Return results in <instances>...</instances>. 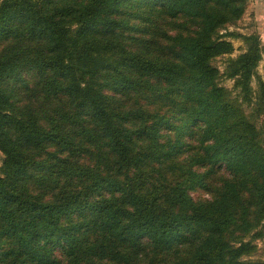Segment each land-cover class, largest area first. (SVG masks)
<instances>
[{
	"label": "trees",
	"instance_id": "trees-1",
	"mask_svg": "<svg viewBox=\"0 0 264 264\" xmlns=\"http://www.w3.org/2000/svg\"><path fill=\"white\" fill-rule=\"evenodd\" d=\"M247 2L0 0V264H264Z\"/></svg>",
	"mask_w": 264,
	"mask_h": 264
},
{
	"label": "rangeland",
	"instance_id": "rangeland-1",
	"mask_svg": "<svg viewBox=\"0 0 264 264\" xmlns=\"http://www.w3.org/2000/svg\"><path fill=\"white\" fill-rule=\"evenodd\" d=\"M246 19H241L238 23H237V27L235 28H230V29H237L240 32L243 33H248V32H252L253 29H251L250 27L246 26ZM255 32V31H253ZM260 36V35H259ZM233 45H234V51L233 53H231L230 55H223L221 57H217L212 61V64L215 65L220 71H223V68L225 66L227 57L231 56H235L236 54H238L239 52H241L244 48V43L242 41L241 38H232L231 39ZM262 43H264V41L261 40ZM257 74L262 77L263 76V60H261L256 68ZM233 83L232 79L229 78H225V77H220L219 78V84L223 85L227 88H231ZM252 85L255 88L257 85V81H256V77L253 78L252 80ZM1 153H0V160H1ZM258 229H262L264 232V223L261 222L260 225L258 226ZM253 243L256 246V250L254 251L253 254H251L250 256H246V259H251V260H261L264 261V236L257 238L253 241Z\"/></svg>",
	"mask_w": 264,
	"mask_h": 264
},
{
	"label": "crops",
	"instance_id": "crops-1",
	"mask_svg": "<svg viewBox=\"0 0 264 264\" xmlns=\"http://www.w3.org/2000/svg\"><path fill=\"white\" fill-rule=\"evenodd\" d=\"M243 19H246V26L253 29L264 41V0H248Z\"/></svg>",
	"mask_w": 264,
	"mask_h": 264
}]
</instances>
